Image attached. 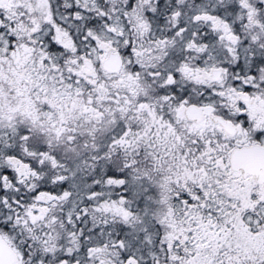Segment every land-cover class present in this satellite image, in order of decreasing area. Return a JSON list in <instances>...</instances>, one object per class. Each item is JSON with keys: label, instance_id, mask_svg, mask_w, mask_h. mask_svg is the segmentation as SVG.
I'll list each match as a JSON object with an SVG mask.
<instances>
[{"label": "snow or ice", "instance_id": "1", "mask_svg": "<svg viewBox=\"0 0 264 264\" xmlns=\"http://www.w3.org/2000/svg\"><path fill=\"white\" fill-rule=\"evenodd\" d=\"M0 264H264V0H0Z\"/></svg>", "mask_w": 264, "mask_h": 264}]
</instances>
